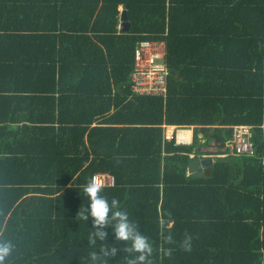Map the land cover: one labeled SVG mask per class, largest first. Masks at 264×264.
I'll return each mask as SVG.
<instances>
[{"label":"trees","instance_id":"16d2710c","mask_svg":"<svg viewBox=\"0 0 264 264\" xmlns=\"http://www.w3.org/2000/svg\"><path fill=\"white\" fill-rule=\"evenodd\" d=\"M143 41L164 42V98L130 90ZM237 125L252 128L251 157L219 145ZM163 126L193 127L192 143L165 142ZM203 154L212 165L189 178ZM100 173L114 179L101 194L149 237L152 264H264V0H0L8 264H90L91 225L75 216ZM115 247L107 264L135 255Z\"/></svg>","mask_w":264,"mask_h":264},{"label":"clouds","instance_id":"9594fccd","mask_svg":"<svg viewBox=\"0 0 264 264\" xmlns=\"http://www.w3.org/2000/svg\"><path fill=\"white\" fill-rule=\"evenodd\" d=\"M210 146L213 147V144L211 143ZM207 150L210 151L212 149ZM197 159H210V157L202 158L200 156ZM103 188L104 185L100 180L95 177L90 178L82 187L86 202L82 207H79L75 216L85 224L89 222L91 225L90 230H88L91 235L86 239L87 246L91 248L87 257L90 264H107L108 260L114 259L117 255L115 242L123 244V251L135 254L131 260L127 261V264H152L153 247L149 237L145 236L139 230V227L129 220V214L123 209L120 200L116 198L109 200L101 194ZM172 224V221H168L164 225V230H170ZM109 227L112 230L111 243L105 242V229ZM164 240L171 242V235L165 236ZM14 247L15 245L11 240L0 237V264H8V258L11 256ZM182 248L186 252L191 251V237H185L182 242ZM162 254L164 256L170 255L171 249H162Z\"/></svg>","mask_w":264,"mask_h":264},{"label":"built area","instance_id":"2783aa9c","mask_svg":"<svg viewBox=\"0 0 264 264\" xmlns=\"http://www.w3.org/2000/svg\"><path fill=\"white\" fill-rule=\"evenodd\" d=\"M134 52V63L131 72V92L135 96H155L164 98L166 94L167 68L165 63L164 42L143 41L140 42ZM187 130L176 129L171 126H163V140L174 142L175 145H190L192 137L178 138V134ZM192 132V129H190ZM222 151L237 156L251 157L254 154L252 143V128L238 125L232 128V134L223 144ZM210 151H213L210 150ZM95 177L101 181L104 188L114 186L112 176L100 173Z\"/></svg>","mask_w":264,"mask_h":264},{"label":"water","instance_id":"95a60500","mask_svg":"<svg viewBox=\"0 0 264 264\" xmlns=\"http://www.w3.org/2000/svg\"><path fill=\"white\" fill-rule=\"evenodd\" d=\"M120 29L122 32H127L130 28L127 22L126 12L121 11L120 14ZM212 165L211 159H193L187 165V176L189 178L200 179L204 177L203 170Z\"/></svg>","mask_w":264,"mask_h":264},{"label":"crops","instance_id":"0c3cea01","mask_svg":"<svg viewBox=\"0 0 264 264\" xmlns=\"http://www.w3.org/2000/svg\"><path fill=\"white\" fill-rule=\"evenodd\" d=\"M133 95V94H132ZM171 127H173V126H171ZM176 128V127H175ZM193 127H191V128H189V129H192ZM187 131H189L188 132V134H179L178 135V138H182L183 137V135H186L187 136V138H190V137H193V134H192V132L190 131V130H187ZM189 135V136H188ZM192 157V156H191Z\"/></svg>","mask_w":264,"mask_h":264},{"label":"bare ground","instance_id":"6f19581e","mask_svg":"<svg viewBox=\"0 0 264 264\" xmlns=\"http://www.w3.org/2000/svg\"><path fill=\"white\" fill-rule=\"evenodd\" d=\"M188 132H189V131H185V132H182V133H179V134H188ZM179 134H178V135H179ZM188 136H189V135H188ZM182 138H187V136H186V135H183ZM179 139H180V138H179Z\"/></svg>","mask_w":264,"mask_h":264},{"label":"rangeland","instance_id":"374dc122","mask_svg":"<svg viewBox=\"0 0 264 264\" xmlns=\"http://www.w3.org/2000/svg\"><path fill=\"white\" fill-rule=\"evenodd\" d=\"M201 157H202V158H204V157H209V156H208V155H204V154H203V155H201ZM213 161H214V160H213Z\"/></svg>","mask_w":264,"mask_h":264}]
</instances>
